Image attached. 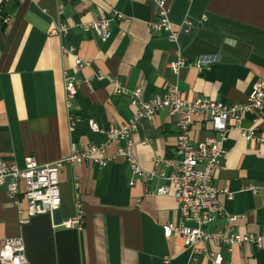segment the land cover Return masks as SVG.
<instances>
[{
  "label": "crops",
  "instance_id": "1",
  "mask_svg": "<svg viewBox=\"0 0 264 264\" xmlns=\"http://www.w3.org/2000/svg\"><path fill=\"white\" fill-rule=\"evenodd\" d=\"M168 1L175 28L185 19L192 24L178 36L177 46L189 66L177 74L168 68L177 46L149 28L155 19L150 0H10L0 6V16L10 18L8 24L0 22V159L22 169L28 157L44 165L69 156L71 145L84 151L107 143L106 134L90 131L89 120L105 130L127 123L136 111L128 94L112 91L113 79L127 91L142 84L144 101L177 85L188 101L206 97L228 105L243 103L252 86L264 82V0ZM58 4L63 5L59 18ZM114 13L122 18L116 20ZM100 19L111 20L105 42L81 28ZM58 21L70 27L66 35L49 34ZM62 48H74L86 65L77 70L73 56L63 55ZM203 58L214 60L198 69L194 64ZM63 71L76 78L72 130ZM254 115L246 114L240 127H256L264 137V120L254 124ZM204 126L198 120L192 124L193 139L214 136ZM175 136L174 119L166 112L151 122L141 120L132 136V154L144 170L153 169L156 158L173 156ZM144 141L151 144L142 145ZM120 145L115 142L107 153L113 155ZM224 148L213 177V185L226 191L218 201L227 215L236 217L235 232L264 237V142H246L239 130H231ZM131 179L120 159L100 168L89 163L66 166L59 174V209L23 226L6 188L0 187V239L22 238L29 264H211L207 256L185 249L180 238L163 236V226L178 223L179 213L172 196L150 195L161 182L137 180L131 186ZM23 190L20 185L19 208L24 212ZM77 197L83 207L82 230L55 227L75 216ZM224 226V218H218L209 231ZM206 249L221 252L227 264H264V241L259 247H235L231 254L216 241Z\"/></svg>",
  "mask_w": 264,
  "mask_h": 264
},
{
  "label": "built area",
  "instance_id": "2",
  "mask_svg": "<svg viewBox=\"0 0 264 264\" xmlns=\"http://www.w3.org/2000/svg\"><path fill=\"white\" fill-rule=\"evenodd\" d=\"M9 1L0 0V6ZM150 1L155 10V19L149 23L150 30L155 33H164L169 42L177 46L179 34L188 33L192 27L191 22L185 19L178 28H175L169 19V1ZM42 12L44 13L45 10ZM56 12L59 18L63 13L62 4L56 6ZM114 16L116 20L122 18L118 13H114ZM9 21V17L0 16V22L3 24H8ZM110 22L111 20L100 19L89 24H81V28L85 32L95 33L102 42H105L109 38ZM69 30V26L58 21L51 25L49 34L63 36ZM61 52L63 55L73 56L77 70L86 65L80 60L74 48H62ZM175 56V60L168 64V68L177 74L181 68L189 64L182 58L178 46ZM213 60L203 58L194 65L201 69ZM96 77L103 78L101 74H97ZM85 84L88 83L85 82ZM111 86L116 94H128L130 105L135 107L136 111L127 123L121 126H110L105 130L101 129L93 119L89 120L90 131L106 134L107 143L92 145L84 151H78L74 145H71L69 156L44 165H39L33 158L28 157L22 169L0 159V187L6 188L8 198L17 207L19 225H27L31 218L38 215L53 216L59 209V174L66 166L89 163L100 168L120 159L124 160L130 169L131 186L137 180L144 183L159 181L161 184L150 192V195L172 196L175 199L179 221L176 224L167 223L163 226L165 239L173 236L180 238L185 249L189 248L195 254L207 256L211 264H227V262L221 252L213 253L206 249L209 242H218L227 254H231L235 247L246 243L259 247L264 237L252 234L241 235L233 230L232 223L236 217L227 215L218 201V195L226 191L219 190L213 185V177L225 157L224 142L231 130H239L240 136L246 142L255 144L264 142V137L258 133L256 127L248 129L240 127L244 116L248 113H255L254 124L264 120V82H256L243 103L229 105L206 97H200L194 101L185 100L177 85H169L163 95L155 96L148 101L141 99L142 84L132 91H127L117 79H113ZM63 88L67 119L70 130H72L73 110L77 95L75 75L63 71ZM162 112H166L175 122L176 136L173 156L156 158L153 162V169L144 170L132 154L134 146L132 136L141 120L151 122ZM196 120L202 124L205 123L204 131L214 136L206 135L202 139H193L191 128ZM115 142H120L121 145L116 148L113 155H109L107 151ZM148 144H151V141L142 143V145ZM20 185L24 187L22 193L26 203L24 212L19 208ZM74 186L78 189L77 182ZM250 190L256 191L255 188H250ZM74 206L75 216L60 222L55 227L82 230L84 214L78 197ZM218 218H224L225 226L210 232L209 227ZM0 264H29L22 238L0 239Z\"/></svg>",
  "mask_w": 264,
  "mask_h": 264
}]
</instances>
